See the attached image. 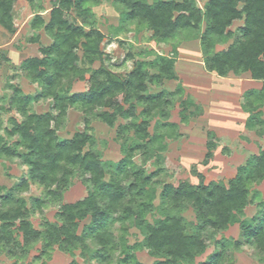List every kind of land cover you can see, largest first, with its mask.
Returning <instances> with one entry per match:
<instances>
[{"label":"trees","instance_id":"obj_1","mask_svg":"<svg viewBox=\"0 0 264 264\" xmlns=\"http://www.w3.org/2000/svg\"><path fill=\"white\" fill-rule=\"evenodd\" d=\"M16 1L0 0V26L8 31L14 28ZM91 1L54 0L48 20L39 13L32 21L33 28H44L53 41L41 47L42 56L26 58L19 69L31 82L39 84L44 96L52 98L53 108L42 113L33 111L31 95L25 94L20 86L10 85L9 105L17 109L22 120L12 119L8 135L17 137L14 142L10 144L0 135V154L18 158L28 166L30 181L43 186L46 197L33 198L29 207L22 196L30 187L29 180L22 181L18 189H8L0 195V246L7 247L11 254L14 248L24 250L38 241L44 242L42 253L51 252L54 246L67 252L93 247L94 260L112 264L120 246L112 227L116 222H129L143 232L144 240L138 245L146 247L155 257L152 264H193L214 234L239 223L241 239L215 241L218 250L201 264H227L230 249H239L243 244L254 246L264 264V199L259 190L253 189L264 180V150L249 155L227 183L215 180L206 183L199 174L198 184L187 181L178 186L164 184L160 204L156 206L152 178L157 171L144 175L143 169L137 168L130 158L141 149L148 155V146L163 147L161 133L157 131L153 136L149 133L148 120L130 121L120 127L122 134L134 130L135 140L128 148L130 156L127 154L118 163L101 159L94 147L95 138L88 131H78L67 139L58 135V127L69 107H79L87 125L96 116L114 125L117 117L134 119L136 104L144 106L141 113L145 118L161 110L166 119V108L172 103L173 92L162 89L152 93L148 87V83L161 84L165 77L176 78L173 59L167 55H157L152 63L156 72H150L148 63L140 61L126 78L114 75L103 64L97 69L91 67L102 59L100 43L104 37L98 29L84 27ZM121 2L128 10L124 18L142 21L161 40L180 32L198 37L207 71L222 77L249 72L252 79L261 81L260 89L245 92L243 105L249 112V128L264 123L258 109L264 105V0H207L204 7L196 0ZM72 8L85 19L84 24H78L69 14ZM235 21L242 24L232 30ZM230 37L234 38L233 42L225 49L216 50L219 43ZM86 63L89 65L84 66ZM86 73H90L87 89L71 92L73 80L85 79ZM125 102L130 103L128 108L124 107ZM108 108L113 111L109 112ZM97 109L102 111L95 113ZM208 136L206 157L212 158L218 143L214 132L208 131ZM77 172L86 177L87 195L62 204L57 213L58 222L46 220L42 229L35 228L29 220L31 213L41 211L49 202L61 200ZM255 202L256 214L250 220L241 219L245 208ZM189 208L194 212L192 220L184 215ZM157 209L159 215L148 220V214ZM88 217L90 223L79 233L80 221ZM134 249V245H125L116 264H144Z\"/></svg>","mask_w":264,"mask_h":264},{"label":"rangeland","instance_id":"obj_2","mask_svg":"<svg viewBox=\"0 0 264 264\" xmlns=\"http://www.w3.org/2000/svg\"><path fill=\"white\" fill-rule=\"evenodd\" d=\"M147 1L152 3L154 0ZM206 1L196 0L200 7H204ZM53 3L54 0H17L13 10V30L8 31L0 26V135L10 144L17 138L8 135L13 126L12 119L22 120L17 109L9 105L12 95L10 85L20 86L25 94L31 95L33 111L42 113L53 108L52 98L44 96L39 84L31 82L19 69L23 60L42 56L41 47L52 43V38L44 28H33L32 21L39 13L48 20ZM88 7L90 13L85 17V29H98L104 36L100 43L102 59L96 60L91 67L97 69L103 64L114 75L126 78L140 61L148 63L150 72H156L157 69L152 63L157 55H167L173 59L176 78L165 77L161 84L148 83V87L152 93L162 89L173 92L172 103L166 108V119L163 118L161 110H156L145 118L141 113L144 106L136 104L137 114L134 119L117 117L114 125L97 116L90 118L87 125L83 111L77 106L69 107L57 130L61 139L71 138L78 131H88L95 138L94 147L100 153L101 159L118 163L127 154L130 156L128 148L130 149L135 140L134 130L128 129L122 134L120 127L130 121L148 120L149 133L152 136L157 131L161 133L163 147L148 146V155L141 149L134 151L130 158L137 168L143 169L144 175L157 171L152 178L156 186V206L160 204L164 184L178 186L183 181L198 184L199 174L204 176L206 183L211 180L227 183L235 176L236 167L243 158L251 152L264 149V123L255 125L254 128H248L247 124H244L248 111L243 105L246 101L243 92L247 87L260 86L258 82L251 81L249 72L240 76L230 73L222 77L207 71L198 37L180 32L175 37L161 40L155 37L153 31L142 21L124 18L128 10L121 0H93ZM69 14L76 18L78 24L85 23V19L79 16L74 8L69 10ZM241 24L242 21H235L231 29L236 30ZM233 40V37L224 40L216 46V50L225 49ZM89 75L90 73H86L85 79L73 80L71 92L85 91ZM123 105L128 108L130 103L125 102ZM258 109L264 119V105ZM107 110L113 111L109 108ZM99 111L102 110L97 109L95 113ZM210 129L219 133V138L217 135L215 138L219 146L213 151L212 158H207L206 143ZM24 180L30 181L28 166L18 158L0 154V195L8 189H18V185ZM253 189L259 190L264 199V180L255 184ZM88 191L86 177L77 172L71 177L61 200L49 202L41 211H33L29 220L37 229H42L46 220L58 222L57 213L61 205L85 197ZM22 196L30 207L33 198L45 199L46 194L43 186L30 181L29 189L24 191ZM257 210L256 202L249 204L241 219L250 220ZM158 215L157 209L149 213L147 218L151 221ZM184 215L189 220L194 219L191 208L185 211ZM90 220L88 217L80 221L79 233ZM112 230L120 245L112 264H116L123 255L125 245L135 246L134 254L140 262L152 264L155 261V257L150 255L146 247L138 245L144 240V234L138 227L129 222H116ZM17 237L23 241L20 234ZM221 238L232 241L241 239L239 223L214 234L213 239H209L206 250L195 258L193 264L207 261L218 250L215 241ZM43 249V241H38L24 250L14 248V254L9 253L7 247L0 246V264H100L92 257L93 247L87 250L78 247L73 252L64 251L59 246H54L51 252L46 253H42ZM262 258L254 246L243 244L239 249H230L227 264H263Z\"/></svg>","mask_w":264,"mask_h":264},{"label":"crops","instance_id":"obj_3","mask_svg":"<svg viewBox=\"0 0 264 264\" xmlns=\"http://www.w3.org/2000/svg\"><path fill=\"white\" fill-rule=\"evenodd\" d=\"M249 77H250V79H251L252 82H256V83L258 82V83L260 84V86H259V87H247V88L244 90V92H243L244 94H245L246 91H248V90H250V89H260V88L262 87V82H261V81L254 80V79L251 78V76H249ZM248 116H249V112H248V115H247V117H246V119H245V121H244V124H245V123L247 124V121H246V120H247ZM224 126H225L226 128L228 127V126H226V125H224ZM248 128H249V127H248ZM220 129H221V131H223L222 128H220ZM209 131L214 132L215 136H216V135H217V136L219 135V133H218L217 130H215V129H210ZM219 136H220V135H219ZM219 136H218V138H219ZM218 138H217V139H218ZM217 141H218V140H217ZM207 142H208V141H207ZM217 143H218V142H217ZM206 144H207V143H206ZM247 144H248V143H247ZM206 146H207V145H206ZM218 146H219V144L217 145V147H218ZM217 147H216V148H217ZM216 148H215V149H216ZM215 149H214V150H215ZM226 150H227V149H226ZM261 150H264V149H261ZM261 150H260V151H261ZM260 151L258 150L257 152H251V153L248 154V156L251 155V154H258ZM245 155H246V154H245ZM248 156H246V158H243L242 162L239 163V164L237 165V167H236V173H237V168H238V166H240L241 164H244L245 161H246V159L248 158ZM236 173H235V175H236Z\"/></svg>","mask_w":264,"mask_h":264}]
</instances>
